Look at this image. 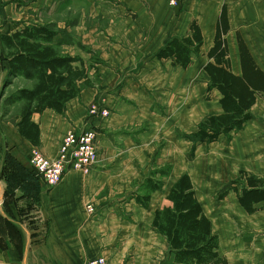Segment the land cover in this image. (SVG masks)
Segmentation results:
<instances>
[{"label": "crops", "instance_id": "crops-1", "mask_svg": "<svg viewBox=\"0 0 264 264\" xmlns=\"http://www.w3.org/2000/svg\"><path fill=\"white\" fill-rule=\"evenodd\" d=\"M81 1L86 6L74 7ZM22 2L0 0L4 34L28 23L52 25L41 14L78 9L75 22L54 23L53 41H61V49L85 65L92 63L90 74L97 82L83 87L62 114L47 109L32 115L40 130L38 146L22 137L15 124L5 126L2 136L9 146L35 147L55 157L68 131L91 127L97 133L98 159L87 173L67 168L59 183L48 187L24 163L28 152L14 148L12 154L20 163L16 169L22 174L19 185L12 187L0 177V264H84L96 257L110 264H173V254L152 221L155 210L170 205L167 192L185 173L219 238V254L230 264H264V200L252 202L251 212L239 202L242 189H249L247 177L264 179V92L255 94L250 118L241 129L220 134L213 142H196L194 150L186 136L195 131L196 99V126L204 117L223 112L221 94L215 88L208 91L204 70L213 62L207 53L223 6L231 72L242 75L238 33L264 75V0L221 2L217 8H210L207 0H183L176 8L165 0ZM209 14L214 16L208 20ZM193 22L203 41L191 65L183 68L172 58H158L172 38L190 33ZM63 30L69 34L68 42L63 41ZM89 51L97 54L94 62L89 61ZM1 86L0 76V90ZM93 102L109 115L91 117L88 109ZM155 165H170V174L143 206L137 196ZM88 203L93 215L86 211Z\"/></svg>", "mask_w": 264, "mask_h": 264}, {"label": "trees", "instance_id": "trees-1", "mask_svg": "<svg viewBox=\"0 0 264 264\" xmlns=\"http://www.w3.org/2000/svg\"><path fill=\"white\" fill-rule=\"evenodd\" d=\"M228 28L223 6L216 23L214 44L207 53L213 62L204 66L209 77L208 91L215 88L220 92L223 112L206 116L197 123L196 130L187 136L193 141V150L196 142H213L220 134L229 135L241 129L250 118L249 109L255 102V94L264 92V75L256 68L238 33L242 75L231 72L223 38ZM56 34L51 24L32 23L10 34H0L2 61L7 63L8 77H20L31 83L29 87L19 88L7 100L20 103L13 122L18 133L32 146L39 145L40 136L32 115L47 109L62 114L66 103L77 97L83 87L92 84L88 76L92 65L86 67L81 58L65 53L61 49L62 42L53 41ZM202 41L200 28L193 22L187 36L172 38L157 57L172 58L175 65L187 68L192 63V55L199 53ZM9 83L7 81L6 85ZM170 170V165L154 167L144 178L137 201L147 206L150 193L162 187V178L168 176ZM247 185L249 189H242L239 202L251 212L252 202L264 200V179L251 175L247 177ZM166 198L170 205L155 210L152 226L165 238L173 254V264H230L218 252L219 238L212 232L211 222L203 212L188 174L174 180Z\"/></svg>", "mask_w": 264, "mask_h": 264}, {"label": "rangeland", "instance_id": "rangeland-1", "mask_svg": "<svg viewBox=\"0 0 264 264\" xmlns=\"http://www.w3.org/2000/svg\"><path fill=\"white\" fill-rule=\"evenodd\" d=\"M22 1L23 0H19V3H23ZM241 1H244L243 4H248V3L254 4V2H255V4H262L261 0H241ZM207 2H208V6L210 8L211 7L217 8L218 5L221 4V2H227L228 4H233V2H236L235 3L236 5L242 3V2L239 3V0L238 1L237 0H207ZM68 4H70V2H68ZM71 4H73V3H71ZM83 5L86 6V3L84 1L74 3V7H80L81 8ZM17 7H19V5H17ZM213 16H214L213 14H209L208 20L210 18H212ZM41 17L46 22L52 21V25L55 28L54 23L57 22L58 20L61 21V20L66 19L67 23L71 24L72 22H75L76 20H78L79 14H78L77 8H70L69 10H61V12H59L57 14L56 13H53L51 15L41 14ZM8 30H9V27L7 26L4 31H8ZM63 32L65 33V37H64L63 41L68 42L69 38H70L69 34L66 33L65 30H63ZM0 34H4L1 29H0ZM86 50L87 49H85V51ZM63 51L65 52V50H63ZM89 52L91 53V56H90L91 60H89V61L97 60V54L92 52V51H89ZM196 58L197 59L194 58V60H195V63L198 65L199 60H200L199 56H197ZM91 64H88V65H91ZM88 65H85V66L87 67ZM6 73H7V63H6V61H2V51L0 48V76H1V81H2V86H1V90H0V177L5 179L6 182H9L10 187H12V186H16V185L18 186L19 185L16 182H18V180H19L18 177L21 176V174H22V172L18 173L19 170L16 169V167L20 166V163L15 159V157L12 154L14 148H19V150L21 149V151L28 152L27 157L25 155L24 163L26 162L25 164L29 165L28 159H29L30 153L33 149H35V147H31V148L29 147L27 150L26 149L24 150L20 146L17 147V144L13 145V146H9L8 143H6V141L4 140V138L2 136V134H4L3 128H5V126L14 124L13 120L15 119V116L19 113V110H20V103L19 102L11 103L7 99H9V97L11 95H13V93H15L19 88L29 87L31 85V83L29 81H26L25 79H22L20 77L9 78L8 75H6ZM88 76L90 77L91 83L97 82L96 75L94 73L91 75L90 70L88 71ZM194 80H195V82H198V80H200V79L195 78ZM7 81H10V83L8 85H6ZM197 94H198V91H197ZM195 97L198 98L199 96L196 95ZM6 101H8L9 103L6 104L7 103ZM195 102H196V104L193 103V129L196 130L195 124H196V121L198 120V118H197V116L194 117V113H196L195 111L198 109H195V111H194V108L198 107L197 106L198 105V99H196ZM186 136H188V134H186ZM37 149H39V148H37ZM162 166H164V165H162ZM162 166H158V167H162ZM152 170L153 169H149L148 173ZM148 173H147V175H148ZM7 179H8V181H7ZM94 213H95V211L93 212V214Z\"/></svg>", "mask_w": 264, "mask_h": 264}, {"label": "built area", "instance_id": "built-area-1", "mask_svg": "<svg viewBox=\"0 0 264 264\" xmlns=\"http://www.w3.org/2000/svg\"><path fill=\"white\" fill-rule=\"evenodd\" d=\"M183 0H165L171 8L180 6ZM91 117L108 116L109 111L99 103L93 102L88 109ZM97 133L93 128L83 129L80 132L68 131L58 149L55 157H48L35 148L31 151L28 163L33 175L48 187H53L62 179L67 168L81 170L87 173L98 159L96 147ZM89 215H93L94 208L86 205ZM84 264H110L104 257L87 260Z\"/></svg>", "mask_w": 264, "mask_h": 264}]
</instances>
